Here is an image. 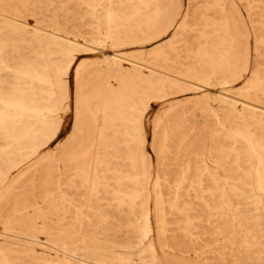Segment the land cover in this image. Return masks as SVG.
Here are the masks:
<instances>
[{"label": "rangeland", "instance_id": "rangeland-1", "mask_svg": "<svg viewBox=\"0 0 264 264\" xmlns=\"http://www.w3.org/2000/svg\"><path fill=\"white\" fill-rule=\"evenodd\" d=\"M0 264H264V0H0Z\"/></svg>", "mask_w": 264, "mask_h": 264}, {"label": "bare ground", "instance_id": "bare-ground-1", "mask_svg": "<svg viewBox=\"0 0 264 264\" xmlns=\"http://www.w3.org/2000/svg\"><path fill=\"white\" fill-rule=\"evenodd\" d=\"M119 85V87H116L109 81H106V83L104 84H98L96 82L92 84L89 95L86 96L83 100L84 115H89L92 121L88 124L87 122L83 121L82 128L84 130L83 136L85 137V140L83 139V142L78 145L77 150L79 153H85L86 156L90 157L92 155L91 157H95L97 162H103L105 159L103 156L101 158V155L99 153H89L90 151L88 150L90 149L92 142L104 139L108 130H112L114 135H116L115 129H117V115L121 116L124 108L128 111L136 108V104L133 101L135 88L127 85L125 82H121ZM89 98H91V100H89ZM92 103L95 105L94 107L91 106ZM145 106H147V104H144V107ZM187 150L188 144L186 143H180V145H178V147H176L174 150H170L169 152L171 154V157L169 163L172 164L174 168H183L184 166H186L188 163ZM132 158L133 164L135 165V159L134 157Z\"/></svg>", "mask_w": 264, "mask_h": 264}]
</instances>
